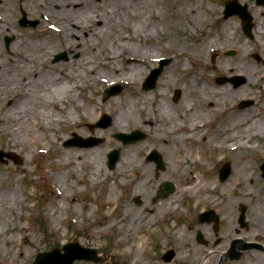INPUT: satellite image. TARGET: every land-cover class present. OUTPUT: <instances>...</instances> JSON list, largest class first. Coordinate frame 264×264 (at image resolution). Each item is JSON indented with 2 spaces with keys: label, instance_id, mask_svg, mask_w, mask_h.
I'll return each instance as SVG.
<instances>
[{
  "label": "rangeland",
  "instance_id": "obj_1",
  "mask_svg": "<svg viewBox=\"0 0 264 264\" xmlns=\"http://www.w3.org/2000/svg\"><path fill=\"white\" fill-rule=\"evenodd\" d=\"M48 1L0 0V151L14 152L21 160L16 165L9 159L6 164L0 163V189L3 187L1 183L7 184L10 189L15 191L18 198L13 212L7 213V230L3 236H0V264H32L38 252L56 247L61 248L71 241L77 242L84 248H93L98 252L96 256L106 258L101 263L77 260L73 264H183L184 262L178 260L179 252L183 253L186 262L198 259L201 263L205 257L217 252L221 255L212 261L213 264H264V212L255 206L250 207L251 201L261 207L264 202L258 200L264 192V175H261L262 170L260 169V164L264 161V134L249 143V146H255L257 150H246L242 154L237 151L216 153L207 149L208 144L205 140H201L199 144L196 140L191 141L184 138L182 142H179L171 141L169 138V129H173L177 123H181V119L179 122L177 119L179 115L176 116L177 104L186 101L196 109L198 106L206 109L198 97L196 99L192 96L193 92L191 91L196 89L201 79H205V76L198 72L196 58H200L202 63L215 65L219 57L229 59L237 55L235 46L210 53L206 52L207 47L205 46L200 56L196 51L200 42L209 43L208 39L217 37L221 27L228 23L234 25V37L238 40V42L236 40V45L244 46L248 53L245 57L247 62L251 63L254 69L257 68L258 72L264 74V58L258 53L254 44L256 41L254 26L262 24L261 27L264 29V6L257 5L254 0H237L239 4L247 5L248 12L252 17V37L247 38L242 32V24L237 16L224 18L223 6L228 0H149L152 11L149 19L151 22L144 28L142 26L136 29L140 31L138 32L140 34L151 32V38L147 41L139 34L138 40L135 42L143 47L147 54H155L158 57L150 64H137V59L127 58L125 55L116 53L113 65L121 70L138 68L135 71L138 73L131 77L134 78V82L139 80L137 88L130 86L131 84L120 83L118 85L121 88L120 92L107 98L105 92L108 86H115L117 83L99 82L89 85L85 83L86 76L81 73V79L77 78L81 87L74 88V92H72L74 97L70 96L62 103L65 108H70L68 115L53 106L46 112L41 109L40 121H42V116L49 118L48 121H45V125L35 126L31 121H28L25 125H28L31 132L25 134L24 131H20L15 136L11 133V127L17 130L20 125L10 124L11 118H8L9 123H6L2 117L13 114L12 105L18 102V84L26 77L23 75V68L20 64L23 61L28 65L25 72L26 70L34 72L38 68L36 63L38 54L35 49L40 50L39 43L45 44L43 50L46 53L55 49L54 43L60 41V36L55 31H60L63 28V16L68 14L61 11L60 8L64 3L70 4V0H56V4L50 7H47ZM184 4L186 7H190L189 9L195 6L196 12L188 13ZM21 11L29 17L38 18L39 26L32 30L20 28L16 19H21ZM254 12H258V14L255 15ZM192 13L195 15L194 24L185 27V21L181 19ZM119 15L122 16V23L133 24L123 16L122 11H119L116 16L119 17ZM82 18L79 19L82 21ZM58 33L60 34V32ZM4 35L12 37L10 47L18 48L17 58L13 61L6 58L8 55L3 48L1 39L6 37ZM115 35L116 31L107 42L112 44L115 41L116 43ZM76 36L78 40L73 36H67L68 48L55 51L51 60L49 59L51 65H62V71H66L70 63H76L81 59L80 57L83 59L87 54V37L84 33ZM92 42L95 45V39H92ZM96 45V49L91 51V55L95 56L94 73L102 74L108 78L110 69L107 65L111 62L108 58H103L105 51L100 48L101 42L98 41ZM26 49L28 52L25 51ZM23 50L30 58H21ZM227 52H230V55H227ZM62 54H64V60L52 63L55 57ZM212 56H214V60H211ZM167 57L171 61L162 69L155 85L163 86V92L168 100L164 106L167 107V115L172 123L168 124L169 126L158 127L156 123L148 122L149 120L143 117L145 114L133 106L137 101V104H141L143 100H146L150 108L155 105L154 97L151 100L148 98L149 94L155 92L156 86L154 89L143 90L142 84L151 70L157 68L158 60ZM186 61L194 63L191 71L181 74L179 71L174 72L176 63ZM38 63H42L41 60ZM43 67L46 66L43 65ZM44 68L41 67L42 70ZM50 68L51 66L46 69L50 70ZM169 71L171 72L167 73ZM183 76L184 80H182ZM161 80L163 81L161 82ZM255 82L256 89L250 90L253 98L229 102L227 104L228 111H243L242 113L245 115L252 113L259 120L264 118V115H260L258 112L264 104V78L261 81L255 80ZM232 83L235 86H243L244 80L239 77ZM8 86H11V92L6 98ZM176 91H179L180 97L174 102L173 97ZM141 93L148 94L149 97L135 99V94L140 96ZM31 94L33 103L36 92L32 90ZM114 101L129 104L128 120L125 123L122 122L123 125L120 129L113 126V118L117 113L115 108L116 106L118 108L126 107L123 104L114 105ZM241 102H247L249 105L245 106L244 104L238 107ZM169 107L173 109L170 110ZM103 115L110 117V125L106 128L95 126ZM217 120L214 118L206 136L213 131ZM133 130L145 133L146 138L126 146L115 140L114 136L117 133H130ZM74 135L84 141L99 138L104 142L82 147L78 143L81 140H76L73 141L76 145L66 146V143L73 139ZM161 135L165 137L158 138ZM141 145L142 154L139 156L138 152L134 151L131 156L132 160L138 161L142 158L146 164L153 167L157 182L155 191L159 189L161 183L169 182L174 186L173 193L159 199L155 194L144 200L141 194L131 195L124 188L116 186L114 182L105 177L89 173L85 166L88 161L94 162V157H99V162H104V169L110 175L112 171H116L117 167V164L112 170L108 167L107 156L111 150L119 151V162L129 149ZM189 149L193 151V154L186 157L184 154L191 151ZM152 150H156L162 157L163 170L156 171V165L145 160ZM3 160H7V158ZM226 163L230 166V173L224 181L220 182L219 170ZM122 178L120 177L119 180L125 183ZM200 179L211 180L213 183L208 184L205 188L195 190L191 195L181 194L182 189L186 188L187 182ZM243 191L251 192L248 198L242 197ZM173 195L177 197L178 208L175 217L178 218H167V220L159 222L158 225L156 224L157 232L154 235H146V244H143L140 251L136 244L128 248L133 242L131 233L126 229L128 221L117 219L116 213L126 210L130 215L143 208L145 203L150 208H156L160 201L171 198ZM240 205L246 208V226L241 227L237 219ZM207 209H212L219 216L221 222L219 235L221 241L215 245L216 238L211 232V225L209 226L208 223L199 224L196 221L197 215ZM175 223V229L171 228ZM166 232L169 233V236L172 235V232L176 236L180 235L181 240L175 241L166 236ZM199 232L207 241L206 244L196 241V234ZM118 233L124 236L125 242H117V238L120 237ZM236 238L253 243L257 248L245 251H242L241 248L240 258L220 262L222 256L231 247L232 240ZM169 249H172L175 255L171 262L165 263L161 260V255Z\"/></svg>",
  "mask_w": 264,
  "mask_h": 264
},
{
  "label": "bare ground",
  "instance_id": "obj_2",
  "mask_svg": "<svg viewBox=\"0 0 264 264\" xmlns=\"http://www.w3.org/2000/svg\"><path fill=\"white\" fill-rule=\"evenodd\" d=\"M149 2V0H70V4L64 3L60 10L68 14H64L63 16V28L60 31H55V33L60 36V41H56V44L54 43L55 49H53L50 53H48V51L46 53V51L43 50L45 44L39 43L38 46H40V50L35 49V52L38 54L36 58L38 68H36L34 72L33 70H26L25 72L28 65L23 63V61L20 64L23 68V75L26 77L18 84V102L15 105H12L14 110L13 114L2 117L6 123H9L8 118H11L12 122L10 124L13 126H17L16 124L20 125L17 130L11 127V133L15 136L16 133L20 131H24L25 134L30 133L31 131L28 128V125H25L28 121H31V123L35 126H44L46 123L45 121H48L49 118L42 116V121H40L41 109L46 112L48 111V108L53 106L68 115L70 113V108H65L62 106V103L70 96L74 97V94L72 93L74 92V88L76 89L81 87L77 81V78L81 79V73L86 76L85 83H88L89 85H94L95 83L98 84L99 82L104 84L114 82L117 83V85L120 83L126 85L131 84L130 86H135L137 88L136 85L139 80L134 82V78L131 77L133 74L138 73L135 72L138 68L133 70H121L113 65L116 53L118 55H125L127 58L137 59V64H150L158 57L155 54H147L143 47L139 46L135 42L138 40V35L140 34L138 33L140 31L136 28H141L142 26L144 28L145 25L150 24L151 22L149 19L152 11ZM54 4H56V0H49L47 2V7L53 6ZM183 6L188 13L196 12L195 6H192L191 9H189L190 7H186L185 4ZM118 9L119 11H122L123 16L132 21L133 24L131 23L130 25L122 23V16H116L119 14ZM254 14L257 15L258 12H254ZM79 18H82V21ZM183 18L181 20L185 21V27L194 24V13L190 15L188 14V16L186 15ZM261 26L262 24L254 26L256 39L254 44L258 53L264 58V29H262ZM233 27L234 25L228 23L218 30L219 34L217 37L208 39L209 43H206V41L199 43L196 50L199 53V56L205 46L207 47V53L213 51L218 52L219 50L227 49L230 46H235L237 55L229 59H222V57H219L215 65L202 63L200 58H196V62L198 63V72L202 76H205V79H201V81L198 82L196 89H192L191 91L193 92L192 96L196 99L198 97L201 103L206 106V109H202V107L199 106L196 109L186 101L177 104L176 116L179 115L177 119L178 122L179 119H181V123H177L173 129H169L170 131L168 130L171 141L175 140L182 142V139L186 138L191 141L196 140V142H199L200 144L201 140H205L208 144L207 149H211L219 154L226 151H237V153L239 152L242 154L246 152V150H257L255 146H249V143H251L253 139H258L259 136H263L264 118L259 120L258 118H255L252 113L245 115L242 113L243 111H228L227 104L229 102L232 103L233 100H246V98L252 99L253 95L250 90L252 88L253 90L256 89L255 80L261 81L264 78V74L258 72L257 68L254 69V66L251 63H248L245 59L248 53L244 49L243 45H236L237 39L234 37L235 29ZM114 31H116L114 38L117 42L115 43L114 41L111 44V42L107 41L112 36ZM58 32H60V34ZM83 33L87 37V54L83 57V59L80 57L82 60L79 59L76 63H70L66 71H62V65L50 64L51 62L49 59L53 56L55 51L65 50L68 48L67 36H73L74 39L78 40L76 35ZM150 33L151 32L148 31L144 34H140V36L148 41V39L151 38ZM92 39H95V45L92 42ZM98 41L101 42V50L105 51L103 58H108L111 62L107 65L110 69V71H108V73H110L108 78L102 74L100 75L99 73H94L95 68L93 65L95 56L91 55V51L96 49ZM90 58L92 59L90 60ZM40 60L42 63H38ZM43 65L46 67L44 68ZM50 66V70L46 69ZM104 66H106V64H104ZM193 66V62L186 61L176 63L174 72L179 71L180 74L189 72L192 70ZM32 67L34 68V66ZM41 67L44 68V70H42ZM59 69V72H61L60 74H58ZM170 72L171 71L167 73ZM239 77L243 78L244 85H233L232 81ZM184 79L185 78L183 76L182 80ZM162 81L163 80H161V82ZM32 90L36 92L33 103L31 97ZM7 92L5 94L6 98L9 97L11 86L7 87ZM149 95L141 93L140 96H138L135 94V99L139 100L140 97H149L148 100H151V98L154 97L155 105H153L152 108H150V105H148L146 100L141 101V104H137V101L133 107L145 114L143 117H146V119L149 120L148 122L151 124L156 123L158 127L169 126L168 124H171L172 120H169L170 117L167 115V107L164 106L168 100L167 96L163 92V86H156L155 92ZM113 104H123L126 107L118 108V106H116L115 108L117 113H115L116 116L113 118V126L120 129L121 125L128 120L127 111L129 110V104L124 102L116 103V101H114ZM30 107L31 109L29 110ZM169 109L172 110L173 108L169 107ZM154 112L156 114H153ZM258 112L260 115H264V104L262 105V109ZM41 115H43V113H41ZM219 117L221 118L217 120ZM214 118L217 121L214 124L213 131L206 136L208 128L211 126L210 124H213L214 122ZM54 121L56 120L54 119ZM163 137L165 136L161 135L158 138L162 139ZM141 149L142 145L134 146L132 149H129V151H127V153H125L122 157V160L118 162L115 169L116 171H112L113 173L111 172V176L105 171V167L103 165L104 162H99V157H94V162L88 161L85 166H87L89 173L105 177L107 180L114 182L116 186L124 188L131 195L141 194L142 198L145 200L156 194L157 191H155L154 188L157 185V182L154 177V169L151 165L146 164L142 158L138 159V161L132 160V153L134 151L138 152V155L140 156V154H142ZM198 150H200L199 147ZM192 154L193 151L191 150L184 155L189 157ZM196 159L198 158L196 157ZM120 177H123L122 179L125 180V183L119 180ZM211 183H213L211 180L203 181L202 179L199 181L193 180L190 183L187 182L186 188L182 189L181 194L191 195L195 192V190L205 188ZM1 186L3 187L0 189V236H3L4 232L7 230V213L13 212V209L18 202V198L15 191L10 189L7 184L5 185L1 183ZM250 194L251 192L249 191H243L241 193L242 197L247 198ZM258 200H261L262 202L264 201V192ZM230 205L231 203L229 206ZM254 206L264 212V208H262L264 207V202L262 207L260 205H258V207L257 204L255 205V203L251 201L250 207ZM177 208V197L173 195L171 198H166V200L160 201L156 208H150L145 203L143 208L135 213H131L130 215L126 210L117 212V219L128 221V223H126V229L127 232L129 231L131 233V239L133 240L128 248L136 244L138 250L140 251L144 246L143 244H146V235H154L155 232H157L155 230L156 224L158 225L159 222H162L165 219L167 220V218H178L175 217L177 215ZM175 226L176 223L172 225L171 228L175 229ZM181 231L182 227L179 229L180 233ZM119 235L120 237L117 238V242H125L126 240L124 239V236L121 234ZM165 235L175 241L181 240V236H176L174 232H172L171 236H169L168 232H166ZM219 255L221 254L217 252L215 254H211L205 257L201 263L198 259L186 262V258L183 253L179 252L178 260L179 262H184L183 264H213L212 261H214Z\"/></svg>",
  "mask_w": 264,
  "mask_h": 264
},
{
  "label": "water",
  "instance_id": "obj_3",
  "mask_svg": "<svg viewBox=\"0 0 264 264\" xmlns=\"http://www.w3.org/2000/svg\"><path fill=\"white\" fill-rule=\"evenodd\" d=\"M256 4L264 5V0H256ZM232 15H237L240 18L242 22V27H241L242 31L247 37H252V34H251V30L253 26L252 17L247 11V6L245 5L241 6L240 4H238L237 0H231L227 2L225 5L224 18L230 17ZM63 56L64 54H62L61 56L55 57L56 61L62 59ZM167 63H168V60H162L161 62H159L160 64L159 68L154 69L151 73H149V76L146 78L145 83H144L145 89H151L155 86L154 84L156 83V80L161 73L162 66ZM119 92H120V87L112 86L111 88H109V90H107L106 96L108 98V96L116 95ZM109 125H110V119L107 116H103L100 122H98L97 124L98 127H102V128H106ZM116 138L118 140H121L124 144H127V143L135 142L139 139H143L144 134L136 131V132L131 133L130 135L117 134ZM73 141H76V140L69 141L68 143H66V146L70 144L71 146L76 145L75 142ZM78 143H79V146L88 147V146H93V145L102 143V140L97 139V138H92V139H89V140L87 139L86 141H84L81 139V142H78ZM4 157L7 159H11L15 163V165L19 164L21 161L16 155L0 152V162L5 163V164L7 163V160H3ZM107 158H108V163H107L108 167L110 169H113L118 161L119 151L117 150H114L112 152L110 151ZM160 158H161L160 155L156 151H153L147 159L148 161L154 160L157 166L156 170H160V169L162 170L164 166ZM228 165L225 164L220 171L219 177L221 180L226 179V177L230 173V166ZM260 169L262 170L261 175H264V163L261 165ZM173 190H174L173 185L168 182H165L161 184L160 190H158L159 192L157 194V198L164 197L167 194L172 193ZM244 207L245 206L241 205L239 208L240 217L238 219H239V223L241 224V226L245 225L244 224V214H245L246 208ZM217 219L218 217L214 214L213 211H207L199 215L198 221L199 222H209V221L212 222L213 221L214 229H215L216 226L218 225ZM197 240L199 242L202 241L201 235L197 236ZM235 245H238V247L240 249L242 248V250L256 247V246H253L252 244H244L240 240H235L233 242L232 250L230 251V253H228L226 258L223 259L222 261L226 259L235 260L240 257L241 253L235 251L236 250ZM61 251H63V253ZM173 253L174 252L172 250H169L168 252H166L162 256L163 261L169 263L174 256ZM76 260H86V261H93V262L99 263L103 261V258L97 257L96 250L94 249L93 250L84 249V247L81 248L77 242H68L61 249H53V250H49V251H45L43 253L37 254L33 264H73V262Z\"/></svg>",
  "mask_w": 264,
  "mask_h": 264
},
{
  "label": "flooded vegetation",
  "instance_id": "obj_4",
  "mask_svg": "<svg viewBox=\"0 0 264 264\" xmlns=\"http://www.w3.org/2000/svg\"><path fill=\"white\" fill-rule=\"evenodd\" d=\"M25 25H21L20 21L21 19H16V23L18 24V26H20V28H26V29H35L39 26V21L37 18H33V17H29L28 15L25 16ZM6 36V35H4ZM12 37H3L1 38L2 39V44H3V48L4 50L6 51L7 55L6 58L9 60V61H13L14 59L17 58V54H18V48L16 47H10L11 43H12ZM25 51L28 52V49H26ZM22 57H27V58H30L28 57V54L26 52H21V58ZM52 63H55V60L53 59ZM174 101V100H173ZM177 101V100H176ZM174 101V102H176ZM220 227H221V222L219 224V229H218V232H215L211 226V232L213 233L214 237L216 238L215 240H218L219 242L221 241V238H220Z\"/></svg>",
  "mask_w": 264,
  "mask_h": 264
}]
</instances>
